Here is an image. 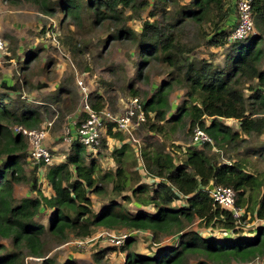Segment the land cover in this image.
Wrapping results in <instances>:
<instances>
[{"label": "trees", "instance_id": "16d2710c", "mask_svg": "<svg viewBox=\"0 0 264 264\" xmlns=\"http://www.w3.org/2000/svg\"><path fill=\"white\" fill-rule=\"evenodd\" d=\"M26 1L37 4L46 13H52L56 5L62 19L68 18L76 27L82 24L85 14L94 16L95 24L119 23L113 38L130 42L135 48L137 58L133 68L139 80L154 64L172 69L169 81L142 102L145 121L141 125L151 132L163 133L166 124H172L170 129L174 130L183 127V121H188L190 133L199 127L215 144L229 145L238 141L239 135L220 120L233 119L238 121L244 135L264 134V0H253L256 34L234 43H228L226 38L235 23L232 16L235 7L227 8L225 0H191L188 6H179L175 0H158L161 11L157 13L165 18L170 2L179 7L178 15L181 14L183 22L210 21L215 29L210 43L218 47L233 44L234 55L228 56L225 67L215 65L212 60L191 62L188 58L191 50L184 47L172 31L176 23L170 25L172 28L157 22L143 23L140 32L129 28L126 20L132 17L125 19L124 14L148 8L147 1ZM250 81L255 83L247 87ZM174 85L186 90L187 99L172 113L169 97ZM2 87L14 91L12 86ZM126 87L128 95H139L132 80ZM244 89L252 94L247 97ZM9 99L7 94L0 92V238L9 240L12 248L9 250L0 244V264H24L26 256L44 258L46 236L57 243L69 239L86 241L98 228L106 232L125 230L131 233L122 246L109 244L112 247L108 248L125 254L124 264H187L189 256L198 258L196 264H249L264 255V226L252 231L248 240L242 237L219 240L209 234L203 236L192 229L187 230L198 221L206 228L238 234L242 221L264 222V173H249L239 162H219L204 148L208 144L201 149L187 148L180 162L172 152L153 147L151 152L140 150L138 156L146 177L157 180L156 184L148 186L142 182L138 169L132 170L137 167V157L134 159L128 145L112 151L111 157L117 168L111 172L105 171L92 156H100L104 143L101 142L99 149L92 153L73 141L63 162L34 165L33 175L28 179L25 171L26 162H29L28 142L21 133L14 132V128L34 129L40 125L41 117L29 108L22 109L21 113L10 110ZM89 103L96 111L105 109L106 105L99 95L91 97ZM207 119L209 123H206ZM107 130L111 137L120 141L125 139L120 132ZM42 167L47 170L44 178L51 189L50 195L37 187ZM29 180L37 197L24 198L17 203L15 185ZM210 184L235 191L236 207L242 210L237 219L214 204L208 189ZM102 195L105 200L102 199V204L95 210L92 196ZM177 201L184 203L176 206ZM44 211H49L46 226L36 221ZM137 232L148 233L155 250L146 254L131 251L135 242L132 233ZM169 236L178 240L177 247L160 246ZM43 264H53V261L47 258Z\"/></svg>", "mask_w": 264, "mask_h": 264}, {"label": "rangeland", "instance_id": "374dc122", "mask_svg": "<svg viewBox=\"0 0 264 264\" xmlns=\"http://www.w3.org/2000/svg\"><path fill=\"white\" fill-rule=\"evenodd\" d=\"M138 1H147L149 7L136 13L128 11L124 14L125 19L127 16L132 17L126 20L129 28L140 32L143 23L157 22L170 28H172L170 25L176 23L172 31L182 45L191 50L188 54L191 62H198L202 59L212 60L215 65L225 67L228 63V56L234 55V50L231 49L233 44L218 47L210 43V39L215 35V29L210 21L200 24L192 21L183 22L181 14L178 15L179 7L170 2L166 6L167 18H165L157 13L161 11V4L158 0ZM175 1L179 6H188L191 3V0ZM225 1L227 8L235 7V0ZM232 16L235 18V8ZM94 21V16L85 14L82 24L76 27L69 23L68 18L62 19L56 5L52 13H46L37 4L26 0H0V37L7 46L6 53L0 54V92L9 96L10 110L21 113L22 109L29 108L40 115L41 123L36 128L48 127V139L47 141L45 139L47 145L45 141L44 145L52 152L55 159L66 157L73 145V141L67 143L63 139L66 125L71 123L72 119L78 121L84 117L85 98L77 81H81L82 86L85 87L88 105L91 97L99 95L106 101V109L119 113L123 110L125 103L133 97L126 91V86L131 80L139 91L137 98L143 102L157 92L156 88L167 83L171 78L172 69L154 64L152 68L145 70L142 79H137L133 68L137 58L135 48L130 42L113 38V35L117 34L119 23L95 24ZM255 34L256 31L252 35ZM78 49L82 50L78 51ZM262 68H264V62ZM254 83V81L247 82V87ZM2 85L12 86L14 91L10 92ZM185 93V89L174 85L169 97L170 103H173L172 113L185 103L187 99ZM244 94L249 97L252 91L244 89ZM209 121L207 119L206 123ZM220 121L231 131L238 133V141L219 146L212 139V144L195 147L191 141L192 133L188 131V121H183V127L174 128V130L170 129L172 124L164 125L163 133H153L141 125L133 131L132 138H130L135 141L129 142L135 147L137 153L140 148L150 152L153 147L163 148L172 152L179 162L183 161L184 151L187 148L201 149L205 146L204 148L219 162H239L249 173H264V134L244 135L239 130L238 121L233 119H221ZM100 151L102 152L100 156L91 155L98 159L102 167H105L106 157H109L110 152L106 151L104 146H101ZM138 160L142 165L140 157ZM34 167L26 162L25 171L28 179L33 175ZM46 171V167H42L40 182L39 177L37 179L38 188H40V183L41 186L43 185L41 180ZM109 190L110 186L106 188L107 196ZM35 197L37 193L31 188V180L15 185L14 198L17 203L24 198ZM92 199L94 208L97 210L105 197L103 195L101 197L92 196ZM182 203L184 202L177 201L174 204L178 206ZM48 212L44 211L39 214L36 221L46 226ZM240 225L241 230L238 234H225L218 228H206L198 224V221L187 230L192 229L203 236L209 234L219 240L227 238L232 240L237 237L248 240L252 237V231L264 226L261 221L251 219L242 221ZM100 231L102 232L97 238L86 243L82 248L72 243L74 239L57 243L46 236L44 240L45 257L26 256L24 264H43L44 259L47 258L52 260L53 264L69 262L74 264H124L125 254L119 253L118 250H108L112 247L109 245L112 242L107 237L106 239L99 237L106 231L98 228L92 236H96ZM108 234L111 238L127 234L129 238L131 233L120 230L110 231ZM132 236L135 237V242L131 245V251L146 254L155 250V245L148 233L137 232L132 233ZM0 244L12 250L9 240L0 238ZM160 246L175 248L178 246V240L175 237H165ZM96 253L97 257L94 256ZM101 254L104 255L100 256ZM197 261L196 256H189L186 260L187 264H196ZM249 264H263V262L259 256Z\"/></svg>", "mask_w": 264, "mask_h": 264}, {"label": "built area", "instance_id": "2783aa9c", "mask_svg": "<svg viewBox=\"0 0 264 264\" xmlns=\"http://www.w3.org/2000/svg\"><path fill=\"white\" fill-rule=\"evenodd\" d=\"M235 23L233 28L227 33V42L234 43L242 41L255 32L253 22V0H235ZM7 46L5 41L0 37V54H5ZM77 85L84 94V113L85 119L79 123H69L63 131V139L70 143L77 141L80 145L85 147L90 152H96L101 145L102 133L110 128L113 131L120 132L126 135V141L131 140L132 133L145 121V113L143 103L137 97H131L124 105L123 110L119 113H113L109 109L100 111L93 110L86 102L85 87L82 86L81 81H77ZM50 126V125H48ZM14 132L21 133L28 142L27 160L33 164L53 165L55 158L52 152L44 145V141L48 136V127L41 126L36 129H26L21 126L15 127ZM192 144L195 147H200L206 144H212V139L199 127H195L192 133ZM130 143V142H129ZM214 204L221 209L230 212L234 218H238L242 210L236 207L235 199L236 193L233 189L216 186L210 191ZM103 237L112 242V246L120 247L127 238V234L111 238L108 232H104L99 237ZM128 239V238H127ZM93 239L82 241H73L77 247H84ZM264 264V255L260 256ZM259 257H256L258 259Z\"/></svg>", "mask_w": 264, "mask_h": 264}, {"label": "crops", "instance_id": "0c3cea01", "mask_svg": "<svg viewBox=\"0 0 264 264\" xmlns=\"http://www.w3.org/2000/svg\"><path fill=\"white\" fill-rule=\"evenodd\" d=\"M235 19V18H234ZM171 105L173 106V103H171ZM85 119V113H84V117H82V119H79L78 121H75V120H71V123L74 124V123H79L80 121L84 120ZM114 133V131H112ZM102 137L104 138V147H105V150L106 151H109L110 154H109V157H106L107 160L105 162V167H102L104 168V170L106 171H111V172H115L116 168H117V163L113 160V158L111 157V153L114 149H119L121 148L123 145H128L129 147V150H130V153L133 157H138L139 156V153H137V151H135V147L132 146L128 141H126L125 139L124 140H118L116 138H113L109 135V131L106 129L104 132H103V135ZM48 139V136L46 138V141ZM46 141H45V144H46ZM47 145V144H46ZM141 150V148H140ZM139 150V151H140ZM185 152V151H184ZM100 154L102 155V152H100ZM97 155V154H96ZM65 160V157L62 158V157H58L55 159V164H59L61 162H63ZM136 164H137V167H133V169H138L139 171V174L141 175V180L144 184L148 185V186H151L153 185L154 183L156 184L157 180H153L152 178H147L145 173H144V168H143V165H140V161L138 160V158L136 159ZM42 169H40L39 173H38V177H39V182H40V176L41 175V172ZM45 177V176H44ZM42 178L41 182H42V186H41V183H40V188L41 190H43L45 192V194L47 195H50L52 192H51V189L47 183V181L45 180V178ZM181 202V201H179ZM175 205V204H174ZM179 205V204H178ZM181 205V204H180ZM183 205V203H182ZM264 224V222H262ZM102 231H100L96 236H92L91 238H89L88 240L90 239H94V238H97V236L101 233ZM103 238V237H102ZM105 239V238H103ZM87 240V241H88Z\"/></svg>", "mask_w": 264, "mask_h": 264}, {"label": "water", "instance_id": "95a60500", "mask_svg": "<svg viewBox=\"0 0 264 264\" xmlns=\"http://www.w3.org/2000/svg\"><path fill=\"white\" fill-rule=\"evenodd\" d=\"M209 191L213 190V185L210 184L209 187H208Z\"/></svg>", "mask_w": 264, "mask_h": 264}]
</instances>
